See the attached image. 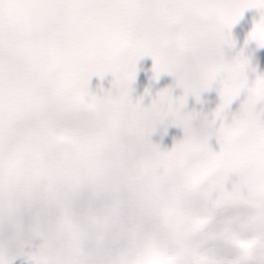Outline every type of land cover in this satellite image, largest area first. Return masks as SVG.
I'll return each instance as SVG.
<instances>
[{"label": "rangeland", "instance_id": "374dc122", "mask_svg": "<svg viewBox=\"0 0 264 264\" xmlns=\"http://www.w3.org/2000/svg\"><path fill=\"white\" fill-rule=\"evenodd\" d=\"M261 11L244 9L230 30L234 43L225 38L214 18L205 17L210 32L200 44L191 46L186 63L163 89L166 103L149 140H156V167L177 166L185 181L175 190L167 188L160 194L156 190L154 196H124L120 179L109 181L97 185L96 195L87 204L81 201L76 213L51 206L40 212L27 210L28 196L21 189L25 179H21L40 167L34 162L43 157V144L61 137L62 125L56 121V132L46 137L33 128H38L33 112L40 110L44 88L26 61L0 53V208L12 203L11 212L0 213V258L7 264H74L76 259L96 264L93 254L102 249L103 264H186V256L177 253L186 246L192 252V264H256L250 259L253 246L256 242L264 246V208L253 200L264 193V133L260 129L264 102L255 104L258 95H264V87L256 83L257 74L264 76V47H258L248 34ZM141 21L135 36L142 40L137 56L144 58L141 53L151 49L148 44L155 27L151 18ZM191 27L204 29L203 24ZM157 29L156 41L161 38ZM244 57L249 63L241 69ZM140 76L150 83L148 73ZM233 91L238 94L227 103L226 97ZM197 107L199 113L208 110L206 120L200 116L202 123L193 112ZM25 112L31 114L27 119L31 122L21 125L17 116ZM85 130L90 131L91 126ZM69 132L68 164L62 173L65 170L80 183L84 174L102 166L94 149L80 146L77 133ZM23 135L31 142L30 151L24 148ZM148 149L154 151L151 144ZM247 159L249 170L234 188V180L226 177L225 170ZM143 160L150 166L153 159ZM16 174L21 177L12 182ZM146 182L145 188L153 191L150 180ZM196 184L213 192L200 195L193 191ZM178 215L183 218V238L172 232ZM193 227L199 228L194 239L189 236Z\"/></svg>", "mask_w": 264, "mask_h": 264}, {"label": "flooded vegetation", "instance_id": "af4514ba", "mask_svg": "<svg viewBox=\"0 0 264 264\" xmlns=\"http://www.w3.org/2000/svg\"><path fill=\"white\" fill-rule=\"evenodd\" d=\"M17 16L22 22V28L0 38V53L19 58L20 61L34 62L38 74L49 86L50 95L41 110L43 119L39 117L43 123L44 135L56 132L54 125L58 122L62 125L59 129L60 136L66 137L67 141L69 131L76 132L80 145L94 149L102 166L100 170L84 174V181L75 183L65 170L64 173L63 169L57 170L56 163L43 154L37 161L40 167L35 175H44L48 181L40 184L38 192L42 196V204L36 208L30 207L32 211L40 212L44 207L51 206L63 207L69 209L70 213H76L77 208L82 206L78 195L82 189H90L92 196H95L97 185L119 179L126 190L124 196H154L156 190L160 194L162 190H175V187L182 184L185 175L183 172L180 174V170L171 165L156 167V140L152 142L149 137L156 130L159 114L163 110V89L171 80L166 84L157 82L149 72L148 63L156 56L158 41L168 35L175 36L180 44L188 48L189 53L191 46L200 44L207 32H210L205 26V20L196 24H203V30L184 25L168 31L169 19L164 18V26L157 29V36L161 38L156 41L155 27L152 41L148 44L151 49L145 51L144 58H141L137 56V45L142 43L141 38L135 36L137 21L114 18L112 26L97 35L89 30L86 18L73 13L55 17L44 29L37 25L31 9L21 8L17 11ZM140 22L142 21L138 23ZM67 26L72 27L70 33L65 32ZM122 43H127L125 59L131 55L132 61L126 71V83L117 86L115 54ZM133 63L138 75L129 83ZM138 71L148 73L150 83L141 81L142 72ZM77 97L92 103L96 114L91 116L73 113L71 107ZM199 111V107L193 108L196 120L202 123L200 116L204 112L208 115V110ZM90 126V131L85 130ZM66 141L62 139L64 147H67ZM150 144L154 148L153 152H148ZM145 154L153 155V158ZM145 158L153 159L150 166L145 165ZM159 171H166L172 177L160 187L156 184V174ZM178 175L182 176L181 179L177 178ZM147 179L150 180L153 191L145 188ZM24 186L28 190L27 196L37 190L32 172ZM211 192L212 189L208 190L203 185L198 191L200 195ZM183 230L178 238H183ZM64 234L67 235L68 231ZM181 247L187 250L186 246Z\"/></svg>", "mask_w": 264, "mask_h": 264}, {"label": "snow or ice", "instance_id": "6c2138e0", "mask_svg": "<svg viewBox=\"0 0 264 264\" xmlns=\"http://www.w3.org/2000/svg\"><path fill=\"white\" fill-rule=\"evenodd\" d=\"M250 7L262 11L259 20L254 21L248 38L255 41L258 47H264V0H0V38L21 30L22 22L17 16V11L28 8L34 13L41 29L46 28L55 17L63 13H73L86 18L89 30L97 35L102 34L105 28L111 27L112 21L117 17L137 21V27L141 19L151 18L156 28L163 27L162 19L168 18L177 29L184 25L194 26L205 17H211L218 22V28L225 38L234 43L231 27L244 9ZM71 31V26L65 28L66 33ZM248 63V57H244L241 69ZM135 74L133 63L129 83L134 81ZM244 79H247L246 75ZM256 83L258 87H264V76L257 74ZM237 94L235 91L228 93L226 102L230 103ZM261 98L264 99V96ZM260 129L264 133V116L260 118ZM242 246L247 247L246 244ZM0 264L7 262L0 258Z\"/></svg>", "mask_w": 264, "mask_h": 264}, {"label": "water", "instance_id": "95a60500", "mask_svg": "<svg viewBox=\"0 0 264 264\" xmlns=\"http://www.w3.org/2000/svg\"><path fill=\"white\" fill-rule=\"evenodd\" d=\"M167 28L169 31L173 30L172 21H168ZM125 45H123L120 50L117 51V69H115V75L117 77V86L123 85L126 83V71L129 69V66L132 61V56L130 55L125 59ZM188 49L186 46L180 44L176 37L173 35H168L162 40L158 41L156 46V56L153 57L148 63L149 72L154 76L157 82L161 81L163 84L168 83L181 69L184 64ZM158 74V75H157ZM264 96L260 94L255 103L260 105L264 102V99L261 97ZM238 110L237 104H235V111ZM72 111L81 114V115H95L96 111L94 107L83 100H78L72 106ZM204 118L207 119V113L203 114ZM47 151L49 156L58 164V169L62 168L66 162V154L62 147V144L57 140L49 141L47 145ZM250 161L244 160L240 163H237L231 167H228L225 170V174L228 179H236L234 182V187L240 183V178L243 174L247 173L249 170ZM175 167L177 170V166ZM181 175H178L177 178L181 179ZM172 177L168 176L166 171H159L156 174V184L160 187L165 185ZM43 180L42 176H38L35 179V183L38 186L39 183ZM246 185L242 187L243 190H246ZM200 187L196 186L195 190L197 191ZM41 202V196L38 193H35L32 197V205H39ZM183 228V218L178 216L173 222V233L175 235H180ZM198 228H193L191 230V238H194ZM263 245L260 242H257L254 246V249H261ZM180 255L184 253V249H178ZM188 262L186 264H192V253L188 252ZM75 264H85V262L76 260Z\"/></svg>", "mask_w": 264, "mask_h": 264}, {"label": "clouds", "instance_id": "9594fccd", "mask_svg": "<svg viewBox=\"0 0 264 264\" xmlns=\"http://www.w3.org/2000/svg\"><path fill=\"white\" fill-rule=\"evenodd\" d=\"M78 195L80 196L83 203L87 204L88 201L92 198V192L90 189H82ZM94 257L96 264H103L105 253L102 249L94 252ZM250 259L255 260L256 264H264V248L254 250L250 256Z\"/></svg>", "mask_w": 264, "mask_h": 264}, {"label": "trees", "instance_id": "16d2710c", "mask_svg": "<svg viewBox=\"0 0 264 264\" xmlns=\"http://www.w3.org/2000/svg\"><path fill=\"white\" fill-rule=\"evenodd\" d=\"M255 200V202L258 203V205H260V209H262V207L264 208V193L263 194H256L255 198L253 199ZM264 210V209H262ZM48 227H52V224H47Z\"/></svg>", "mask_w": 264, "mask_h": 264}, {"label": "bare ground", "instance_id": "6f19581e", "mask_svg": "<svg viewBox=\"0 0 264 264\" xmlns=\"http://www.w3.org/2000/svg\"><path fill=\"white\" fill-rule=\"evenodd\" d=\"M14 74L16 75V74H18L17 72H14ZM11 88H12V86H11ZM12 90H13V88H12Z\"/></svg>", "mask_w": 264, "mask_h": 264}]
</instances>
